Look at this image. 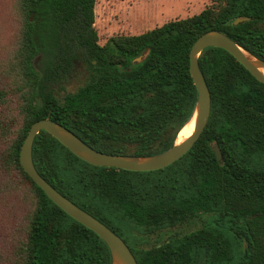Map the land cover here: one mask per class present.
<instances>
[{"label":"trees","instance_id":"trees-1","mask_svg":"<svg viewBox=\"0 0 264 264\" xmlns=\"http://www.w3.org/2000/svg\"><path fill=\"white\" fill-rule=\"evenodd\" d=\"M14 1L21 29L7 73L17 86L0 88V108L14 91L23 123L15 134V117L0 116V161L36 197L15 264H112L107 244L58 207L22 167L31 126L50 117L108 154L169 151L198 99L190 73L193 44L218 30L264 60V0H213L199 14L113 36L105 46L95 27L97 0ZM239 17L250 20L235 26ZM78 62L89 72L87 81L62 98L56 86L63 88ZM199 63L212 97L210 119L172 165L146 172L94 166L47 131L35 140L34 162L59 192L121 236L138 264H264V83L222 48L205 49ZM199 214L211 220L145 246L150 233Z\"/></svg>","mask_w":264,"mask_h":264},{"label":"rangeland","instance_id":"rangeland-1","mask_svg":"<svg viewBox=\"0 0 264 264\" xmlns=\"http://www.w3.org/2000/svg\"><path fill=\"white\" fill-rule=\"evenodd\" d=\"M212 3L213 0H97L95 27L99 34V44L105 45L113 36L138 35L166 22L191 17ZM20 29L21 21L15 1L0 0V88L9 91L17 86L16 78L9 75L7 70ZM8 101L0 108V116L7 114L9 118L15 117V121H18L14 128L16 134L23 123L18 117L19 96L11 91ZM2 148L4 146L0 145ZM4 167L0 161V264H15L14 252L19 239L26 235L29 219L35 210L36 197L32 196L28 184L20 182L12 170L6 172ZM210 220L209 214L186 216L167 229L150 233L145 246L150 248L164 244L172 238L197 230ZM197 264L205 262L203 260Z\"/></svg>","mask_w":264,"mask_h":264},{"label":"water","instance_id":"water-1","mask_svg":"<svg viewBox=\"0 0 264 264\" xmlns=\"http://www.w3.org/2000/svg\"><path fill=\"white\" fill-rule=\"evenodd\" d=\"M249 20V17H239L233 24L236 26ZM210 47L226 50L249 70L258 81L264 83L263 59L239 46L228 35L218 30H211L201 35L193 44L190 53V73L198 92V99L192 117V119H195V129L189 137L180 143H176L174 147L163 154L155 156L108 154L89 146L72 130L59 122L53 121L50 117L36 121L25 138L20 152V162L26 173L58 207L96 233L107 244L112 257V264H138V261L129 245L121 236L59 192L39 173L33 157L35 140L40 132L47 131L77 157L98 167L146 172L164 169L172 165L192 149L200 139L210 119L212 97L199 63L202 52ZM141 60L142 58H138V61ZM213 150L221 161L223 154L220 148L214 145Z\"/></svg>","mask_w":264,"mask_h":264},{"label":"flooded vegetation","instance_id":"flooded-vegetation-1","mask_svg":"<svg viewBox=\"0 0 264 264\" xmlns=\"http://www.w3.org/2000/svg\"><path fill=\"white\" fill-rule=\"evenodd\" d=\"M88 75L89 72L84 63H76L75 72L69 77L68 81L63 83V88L60 85L56 86V90L59 92L60 97L64 98L67 94L75 93L81 85L85 84ZM68 89H70V91H68Z\"/></svg>","mask_w":264,"mask_h":264},{"label":"bare ground","instance_id":"bare-ground-1","mask_svg":"<svg viewBox=\"0 0 264 264\" xmlns=\"http://www.w3.org/2000/svg\"><path fill=\"white\" fill-rule=\"evenodd\" d=\"M195 129V119L193 118L190 123H188L179 133L178 139L176 143L182 142L184 139L189 137Z\"/></svg>","mask_w":264,"mask_h":264}]
</instances>
